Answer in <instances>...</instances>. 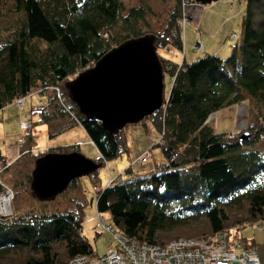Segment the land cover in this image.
<instances>
[{"label": "trees", "instance_id": "1", "mask_svg": "<svg viewBox=\"0 0 264 264\" xmlns=\"http://www.w3.org/2000/svg\"><path fill=\"white\" fill-rule=\"evenodd\" d=\"M244 7L240 37L224 58L205 53L187 63L159 54L162 48L182 51L181 0L162 31L151 30L163 72L172 78L162 107L149 116L162 133L165 163L158 173L111 180L98 190L95 202L98 213H109L113 224L134 240L164 245L223 233L246 243L241 228L264 222V157L249 149L264 135V0H245ZM145 18L142 6L126 8L124 0H0V111L17 99L25 104L33 93L46 96L45 104L30 111L40 115L37 127L45 125L53 137L79 124L98 151L94 161L105 165L113 160L126 149L124 128L110 133L100 122L84 117L68 84L111 48L145 34ZM244 100L252 116L257 110L245 129L251 134L248 140L229 138L207 125L213 113ZM34 123L22 130L27 138L21 134L20 145H14L19 149L15 163L45 154L34 153ZM72 151H78L77 145L47 149ZM8 162L0 152L3 190L8 186L1 175ZM98 172L90 174L95 181ZM31 182L29 175L28 189H16L17 195L32 193ZM68 188L77 190L78 179ZM46 203L0 217V264H66L75 255L94 254L82 233L81 206L77 211H47ZM39 204L45 210H35ZM202 218L207 222L204 229L185 230ZM168 233L174 236L164 239Z\"/></svg>", "mask_w": 264, "mask_h": 264}, {"label": "rangeland", "instance_id": "2", "mask_svg": "<svg viewBox=\"0 0 264 264\" xmlns=\"http://www.w3.org/2000/svg\"><path fill=\"white\" fill-rule=\"evenodd\" d=\"M176 3L177 0H124L126 8L142 6L146 10V18L142 26L144 30H147L146 33H151V30L161 32L166 19L169 17ZM244 5L245 0H213L202 4L196 0L195 2L194 0H181L183 14L180 18L182 51L178 53L173 47L162 48L159 50V54L165 57L171 56L172 59L177 58L174 60H178L179 62L185 60L187 63L202 57L205 53L216 54L223 58L228 56L232 48L231 46L237 41L235 38H239L241 34V20L245 10ZM185 17H188L186 21H184ZM171 82L172 78L169 73H164L165 98L168 97ZM27 98L23 110H19L14 102L0 111V152L8 156L11 164L2 173L1 178L2 182L16 195L9 205L10 210L14 214L32 209L39 202L27 190H25L26 193L21 191L22 193L19 195H17L16 191V189L20 191L24 187L28 189L26 185L27 180L35 166V161L31 157L21 158L20 161L15 163V159L19 155V149H16L14 145L18 144V137L21 134L27 138V131L22 133V121L29 120L37 124L35 126L33 124L34 130L32 131L33 140L35 141L34 146L36 147L34 148V153L43 150L46 154L49 153L47 149L50 148H65L77 145V150L86 157L93 160L99 158L98 151L79 124L62 131V133L56 136L49 137L48 128L45 125L37 127L39 126L38 123H40V115L38 113L30 114L31 108L40 106L42 103L45 104L47 97L33 93ZM250 110V103L248 100H244L213 113L207 120V125L212 127L217 133H227V137L229 138L240 136L243 132H247L250 136V132L245 131V129L257 112L254 108L252 116ZM53 128L56 129V127ZM122 133L125 138L126 149L113 160H108L105 165H101L98 169L99 181H95L92 175L80 176L77 178V190L72 191L67 187L64 192L57 195L54 201H48L49 203L44 205L47 211L68 208L77 211L81 206L82 233L92 246L94 254L97 255H103L115 248L113 234L105 231L100 226L101 218H104L107 224L111 223L112 220L109 213H98L96 210L95 202L98 190L105 188L111 180L118 178L117 182H121L143 175L158 173L162 170L163 163H165V155L161 148L163 144L162 133H160L156 119L146 117L139 123L127 124ZM249 149L258 150L264 157V135L261 136L258 142L249 146ZM144 153L147 154V160L144 163H140L139 159L144 156ZM40 157H37V159ZM7 176L9 178L8 183L4 181L7 179ZM16 183L21 184L16 185ZM13 185H15V188L12 187ZM8 187H5L4 190L1 187L0 193H3L5 190L10 191L7 189ZM41 206L35 210H45ZM244 210V207L239 209L238 214L243 213ZM0 213L6 212L0 210ZM206 226L207 222L202 218L188 225L189 228L187 227L185 230L191 232L204 229ZM166 235L164 239L174 236L169 233ZM185 235L190 234L185 233ZM241 235L247 239V242H243L242 244L245 247L254 248L258 253L260 261L264 263V222L245 225L244 228H241ZM180 236L184 235L181 234ZM242 249L237 248V252H241Z\"/></svg>", "mask_w": 264, "mask_h": 264}, {"label": "water", "instance_id": "3", "mask_svg": "<svg viewBox=\"0 0 264 264\" xmlns=\"http://www.w3.org/2000/svg\"><path fill=\"white\" fill-rule=\"evenodd\" d=\"M155 39L154 33L129 38L70 80V97L84 117L100 122L104 130L115 133L127 124L139 123L162 107L164 72ZM249 137L243 132L239 139ZM100 167L101 163L80 151L46 153L35 160L31 173L32 194L39 201L54 200L72 180L90 175Z\"/></svg>", "mask_w": 264, "mask_h": 264}, {"label": "built area", "instance_id": "4", "mask_svg": "<svg viewBox=\"0 0 264 264\" xmlns=\"http://www.w3.org/2000/svg\"><path fill=\"white\" fill-rule=\"evenodd\" d=\"M15 103L19 109L24 107V99H17ZM21 128L30 129L31 122L22 121ZM20 143L21 140L18 139L17 146ZM146 160L147 154L144 153L139 162L144 163ZM9 190L0 193V201L3 199L0 210L6 212L0 213V217L13 215L9 205L14 193ZM100 226L113 234L115 248L103 255H75L66 264H264L254 248L245 247L236 239L229 240L223 233L207 234L201 238H178L158 245L134 240L119 230L113 222L107 224L104 218H101ZM237 248L243 249L237 252Z\"/></svg>", "mask_w": 264, "mask_h": 264}]
</instances>
